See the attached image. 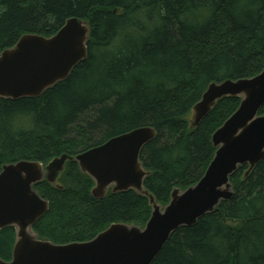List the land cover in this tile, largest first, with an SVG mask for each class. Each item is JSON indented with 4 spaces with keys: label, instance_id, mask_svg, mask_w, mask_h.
I'll use <instances>...</instances> for the list:
<instances>
[{
    "label": "trees",
    "instance_id": "16d2710c",
    "mask_svg": "<svg viewBox=\"0 0 264 264\" xmlns=\"http://www.w3.org/2000/svg\"><path fill=\"white\" fill-rule=\"evenodd\" d=\"M71 17L90 21L88 58L40 97L0 101V172L153 126L158 136L140 156L152 171L145 185L167 204L175 187L204 175L212 136L241 100L223 98L191 130L193 106L211 82L264 69V0H0V52L26 33L49 37ZM247 169L231 177L233 199L174 232L152 264H264V160ZM59 183L35 186L50 201L34 226L41 238L88 241L112 223L144 226L151 217L148 198L134 190L93 197L94 182L76 162ZM14 243L15 228L0 229V258L11 260Z\"/></svg>",
    "mask_w": 264,
    "mask_h": 264
},
{
    "label": "water",
    "instance_id": "95a60500",
    "mask_svg": "<svg viewBox=\"0 0 264 264\" xmlns=\"http://www.w3.org/2000/svg\"><path fill=\"white\" fill-rule=\"evenodd\" d=\"M90 21L69 18L51 36L26 33L0 52V101L40 97L88 58ZM225 97H237L238 109L218 128L212 143L215 155L201 179L186 189L175 187L170 201L160 203L145 185L151 175L141 159L143 149L158 136L143 126L110 138L78 154L63 153L47 163L20 160L0 172V229L15 228L11 260L0 264H152L171 235L197 224L235 196L231 177L247 165L245 176L264 160V69L250 78L209 84L187 119L196 129ZM69 162H76L94 182L93 197L134 190L147 197L151 217L142 226L115 222L88 241L56 243L41 238L34 226L50 208L35 186L47 180L59 189Z\"/></svg>",
    "mask_w": 264,
    "mask_h": 264
},
{
    "label": "rangeland",
    "instance_id": "374dc122",
    "mask_svg": "<svg viewBox=\"0 0 264 264\" xmlns=\"http://www.w3.org/2000/svg\"><path fill=\"white\" fill-rule=\"evenodd\" d=\"M90 115H91L90 113H89V114H86V117H87V118H90Z\"/></svg>",
    "mask_w": 264,
    "mask_h": 264
}]
</instances>
